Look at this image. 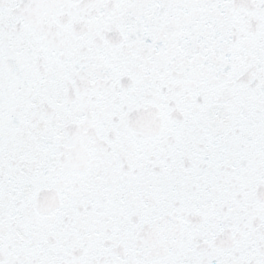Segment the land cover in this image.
I'll return each mask as SVG.
<instances>
[{"label": "snow or ice", "instance_id": "1", "mask_svg": "<svg viewBox=\"0 0 264 264\" xmlns=\"http://www.w3.org/2000/svg\"><path fill=\"white\" fill-rule=\"evenodd\" d=\"M0 264H264V0H0Z\"/></svg>", "mask_w": 264, "mask_h": 264}]
</instances>
